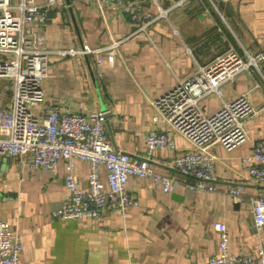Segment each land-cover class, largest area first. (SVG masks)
<instances>
[{"label":"crops","instance_id":"0c3cea01","mask_svg":"<svg viewBox=\"0 0 264 264\" xmlns=\"http://www.w3.org/2000/svg\"><path fill=\"white\" fill-rule=\"evenodd\" d=\"M18 1V0H16ZM156 0L145 9L161 8L167 17L152 21L147 33L136 32L127 5L134 0H65L51 12L42 31L45 46L95 49L114 40L119 46L105 54L101 65L94 54L49 56L45 100L36 110L58 106L61 111L107 108V128L113 146L133 158L145 154L149 130L166 131L172 150L156 151L152 163L163 173L179 174L172 158L193 148L154 106L162 94L199 65L234 47L245 59L262 54L256 64L223 85V99L247 93L257 113L246 121L249 139L227 150L210 146L219 191L181 186L165 192L148 178L130 176L126 187L139 199L128 217L108 210L101 218L64 220L53 215L67 188L66 161L47 171L29 166V156L0 160V219L19 234L22 264H206L218 249L216 221L224 222L234 253L253 250L256 234L251 197L264 195V182L249 174L242 157L264 141V0ZM109 55L113 58L110 60ZM216 94L202 105L210 113L221 105ZM75 178L88 185L90 164L75 160ZM241 186L235 200L226 190ZM181 195L178 199L174 194ZM264 242V228L262 231Z\"/></svg>","mask_w":264,"mask_h":264},{"label":"built area","instance_id":"2783aa9c","mask_svg":"<svg viewBox=\"0 0 264 264\" xmlns=\"http://www.w3.org/2000/svg\"><path fill=\"white\" fill-rule=\"evenodd\" d=\"M65 0H0V83L4 78L10 84L0 87V160L4 156H29V166L54 172L59 162L66 161L64 176L67 194L53 215L64 220L99 219L108 210H118L125 218L139 199L127 187L130 176L148 178L163 191L171 192L181 186L219 191L214 172V156L210 146L221 144L231 150L247 139L246 121L257 113L247 93L230 101L223 99V85L234 81L243 71L256 64L262 54L245 59L232 46L216 56L208 65L180 78L167 92L153 101L168 124L193 145L192 149L176 154L173 165L179 174L163 173L154 167L152 155L156 151L175 148L174 139L163 130L148 131L145 154L139 158L116 149L107 128V110L61 111L58 106L36 110L45 100L43 82L49 77V56L94 54L101 65L106 52L119 46L121 40L95 49L59 48L45 46L42 31L52 10ZM156 0H134L125 7L134 21L136 32L147 33L149 24L167 17L168 9L159 6L152 15L146 3ZM184 0H179L181 4ZM157 3V2H156ZM108 58L112 60L113 56ZM216 94L221 105L208 113L202 101ZM8 95L7 103L4 98ZM249 166L250 176L264 182V141L253 145L250 154L242 157ZM75 160L90 164L88 185L83 187L75 178ZM1 172V169H0ZM235 200L242 195L241 186L226 190ZM254 224L258 241L253 250L234 253L230 248L227 225L216 221L219 234L218 249L206 264H264V195L251 197ZM23 244L19 234L7 220L0 219V264H22Z\"/></svg>","mask_w":264,"mask_h":264},{"label":"rangeland","instance_id":"374dc122","mask_svg":"<svg viewBox=\"0 0 264 264\" xmlns=\"http://www.w3.org/2000/svg\"><path fill=\"white\" fill-rule=\"evenodd\" d=\"M1 81L2 82L0 83V87H3L5 85H9L10 84V79L4 78ZM4 100H5L4 102L7 103V100H9L8 99V95L5 96Z\"/></svg>","mask_w":264,"mask_h":264},{"label":"water","instance_id":"95a60500","mask_svg":"<svg viewBox=\"0 0 264 264\" xmlns=\"http://www.w3.org/2000/svg\"><path fill=\"white\" fill-rule=\"evenodd\" d=\"M102 110H107V108L103 107ZM174 196L178 199H181V195L175 193Z\"/></svg>","mask_w":264,"mask_h":264}]
</instances>
